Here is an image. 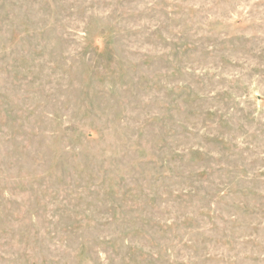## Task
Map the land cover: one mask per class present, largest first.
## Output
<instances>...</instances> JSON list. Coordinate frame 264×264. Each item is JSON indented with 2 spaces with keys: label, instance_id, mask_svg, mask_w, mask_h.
Here are the masks:
<instances>
[{
  "label": "rangeland",
  "instance_id": "obj_1",
  "mask_svg": "<svg viewBox=\"0 0 264 264\" xmlns=\"http://www.w3.org/2000/svg\"><path fill=\"white\" fill-rule=\"evenodd\" d=\"M0 264H264V0H0Z\"/></svg>",
  "mask_w": 264,
  "mask_h": 264
}]
</instances>
